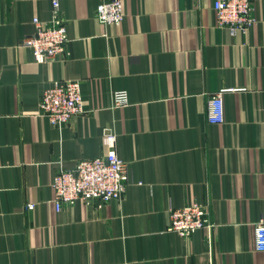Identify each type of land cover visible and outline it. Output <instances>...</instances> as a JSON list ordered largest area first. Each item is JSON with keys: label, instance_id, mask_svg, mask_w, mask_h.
<instances>
[{"label": "crops", "instance_id": "obj_1", "mask_svg": "<svg viewBox=\"0 0 264 264\" xmlns=\"http://www.w3.org/2000/svg\"><path fill=\"white\" fill-rule=\"evenodd\" d=\"M59 1L71 56L47 62L22 43L52 0L0 2V264H264V0L234 36L214 0H123L119 25L97 20L103 0ZM58 79L79 80L87 108L61 128L39 115ZM223 88L225 122L210 123ZM119 89L130 101L113 109ZM108 127L131 164L122 198L57 211L59 165L105 156ZM192 201L216 226L185 238L169 210Z\"/></svg>", "mask_w": 264, "mask_h": 264}, {"label": "built area", "instance_id": "obj_2", "mask_svg": "<svg viewBox=\"0 0 264 264\" xmlns=\"http://www.w3.org/2000/svg\"><path fill=\"white\" fill-rule=\"evenodd\" d=\"M2 0H0L1 2ZM255 0H214L213 9L217 25L227 28L231 35L247 33L256 23ZM97 20L104 25H119L125 18L123 0H103L95 10ZM35 31L26 37L23 45L30 47L37 62L66 60L71 56L67 47L69 36L66 21L60 15V1L52 0V17L42 20L33 18ZM232 89L223 88L209 95L207 120L210 123L225 122L224 94ZM39 104V115L50 123L63 127L77 114L87 111L79 80H55L46 88ZM112 107L121 108L129 104V94L125 89L112 93ZM110 151L102 157L82 158L76 166L67 169L59 165L52 179L55 192L53 199L57 211L77 200L98 203L101 207L111 200L121 199L126 185L131 180V164L120 157L116 150L117 133L111 127L105 128ZM33 203L29 204L33 208ZM169 229L188 238L198 229L215 228L207 204L192 201L181 207H171ZM254 248L264 251V220L254 224Z\"/></svg>", "mask_w": 264, "mask_h": 264}]
</instances>
